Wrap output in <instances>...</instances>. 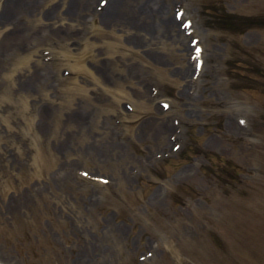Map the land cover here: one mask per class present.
Masks as SVG:
<instances>
[{
    "label": "rangeland",
    "instance_id": "374dc122",
    "mask_svg": "<svg viewBox=\"0 0 264 264\" xmlns=\"http://www.w3.org/2000/svg\"><path fill=\"white\" fill-rule=\"evenodd\" d=\"M144 1L111 0L99 18L98 0H30L29 9V0H4L15 7V18L0 21V84L8 90L0 94V228L13 238H0L5 263L264 264L255 231L223 230L211 204L214 192L223 195L222 179L245 190L254 182L264 201V78L255 71L264 67V29L241 36L258 50L248 56L209 19L224 9L256 14L253 3L264 14V0H147L145 8L157 3L147 17L138 14ZM175 2L188 7L205 47L207 67L191 87L188 39L163 23ZM41 64L55 76L34 74ZM64 68L71 77L55 79ZM160 99L171 111L160 113ZM241 116L255 121L253 134L237 130ZM166 118L179 121L177 151L173 131L157 136ZM252 137L255 164L238 151ZM71 170L76 189L65 180ZM91 174L109 182L78 181ZM248 195L237 199L246 205Z\"/></svg>",
    "mask_w": 264,
    "mask_h": 264
},
{
    "label": "bare ground",
    "instance_id": "6f19581e",
    "mask_svg": "<svg viewBox=\"0 0 264 264\" xmlns=\"http://www.w3.org/2000/svg\"><path fill=\"white\" fill-rule=\"evenodd\" d=\"M113 1H115V0H113ZM122 4H123L122 1H118L117 7H115L113 9L115 15H116V12H118V9H120V7L122 6ZM33 6L34 5H31L30 8H32ZM2 7H4V4H2ZM107 7L108 6L105 7V10L107 9ZM4 8H6L8 10L7 14H10L11 8H9L8 4H6V6ZM25 8L26 9H29L28 6H26ZM89 9H90V7L87 6V5L83 8V10H89ZM147 10L149 11V14L150 15H155V12L154 11H151V9L145 8V5L144 4L140 7V9L138 11L139 12L138 14L144 13L145 16L147 17V15H146ZM0 17L3 18L4 16L0 15ZM0 21H3V20L0 19ZM163 21H164L163 23L166 25V27L169 28V29H171V31L175 33L174 34L175 36H177V37H183V39L186 37V36H184V31L179 30V27H177L176 30H175V26L176 25L178 26V21L175 19L174 15L173 16H166L163 19ZM14 22L16 23V20H12L11 21L12 24H14ZM144 29H146V27H144ZM9 40L19 42L21 40V38H20V36H15V37H11L10 36L9 37ZM43 67H45V66H43ZM185 69H190V66L187 65L185 67ZM33 73L36 74V71L33 70ZM45 74H47V73L45 72ZM38 75H39V73H38ZM19 83H21V82H19ZM157 130H158L157 131V136H160V135H162L166 131V128L163 127V126H161V127H158ZM65 179H66V177H65ZM64 182H65V180H64ZM221 196L222 195H220L219 193L214 192V195H212V198H211V204L212 205H215L216 208L218 209V211H220V215H222V223H221V225H222V227L224 229H226L227 222L229 221V219L230 220H233L234 223H237L238 222V219L240 218V214H241V211H242V206H240L239 203L232 196H230V195H227L224 198H221ZM253 198H254V195H253V193H251L250 200L253 201ZM3 237H5L8 242H10L12 240V237L10 235V232L8 230H4V229L2 230L0 228V238H3Z\"/></svg>",
    "mask_w": 264,
    "mask_h": 264
}]
</instances>
